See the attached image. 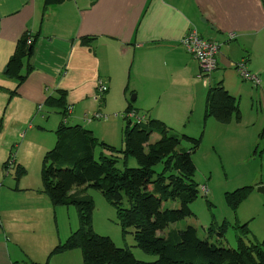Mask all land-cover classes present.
I'll list each match as a JSON object with an SVG mask.
<instances>
[{
  "label": "crops",
  "instance_id": "1",
  "mask_svg": "<svg viewBox=\"0 0 264 264\" xmlns=\"http://www.w3.org/2000/svg\"><path fill=\"white\" fill-rule=\"evenodd\" d=\"M43 6L44 0H0V86L16 85L17 81L5 74L6 65L20 36L30 32L36 38L30 60L34 69L16 96L24 98L33 108L44 107L48 95L64 88L68 90L69 113L73 119L92 123L99 120H92L98 112L109 117L98 106L107 100L105 93L113 88L118 57L124 62V73L131 77L133 70L136 78H142V115L161 118L172 127L175 125L172 123H183L186 127L192 122L202 96L205 106L207 87L218 80H223L227 87V72L213 81L211 74L208 79L202 78L204 81L198 78L199 63L181 42L191 29L220 43L216 70L235 69L234 62L246 59L250 71L264 75V64L249 67L258 49L264 50V0H66L49 5L46 10ZM84 35L95 36L91 45L82 44ZM99 81L108 87L103 94H98ZM7 88L0 90L8 91ZM211 118L204 120V126L195 123L194 131L202 135V140L212 143L210 148L215 152L235 127H230L231 123H213ZM109 121L106 127L112 123ZM77 124L81 123L77 121ZM119 129L123 130L120 123L115 131ZM98 135L115 143L108 140L107 131ZM120 136L124 147L123 132ZM207 187L209 194L208 184ZM42 189L11 188L12 194L25 190L24 199L31 201L12 202L8 208L21 212L39 207L37 201L49 206L51 200ZM77 250L55 254L61 256V264H81V253ZM53 255L50 264H58ZM16 261L20 260L9 255V264Z\"/></svg>",
  "mask_w": 264,
  "mask_h": 264
},
{
  "label": "trees",
  "instance_id": "2",
  "mask_svg": "<svg viewBox=\"0 0 264 264\" xmlns=\"http://www.w3.org/2000/svg\"><path fill=\"white\" fill-rule=\"evenodd\" d=\"M64 1L44 0L43 9ZM30 37L32 40L28 43ZM94 40L95 36L81 37L83 45H91ZM35 46L36 38L28 31L18 39L5 69V74L16 78L17 83L11 89L0 86L9 90L10 99L34 69L30 60ZM43 104L58 111L61 121L56 129V144L42 161V191L54 205H74L80 224L55 246L45 262L33 261V264H50L52 254L76 248L82 250L85 264H264V239H252L249 221L241 223L237 217L234 223L238 229L236 247L200 237L191 224L170 228L166 234L158 233L170 223L194 213L191 204L200 195L201 183L196 179L193 153L200 148L202 135L173 132L172 127L158 117L145 115L144 121L133 122L125 115V146L120 148L100 139L83 124L67 123L70 114L67 89H56V94L48 95ZM131 110L137 112L129 102L125 113ZM210 117L222 123L242 119L239 98L227 89L223 80L208 88L204 120ZM153 133L160 135L154 142L151 141ZM260 136H264V127ZM185 140L188 146L180 147ZM130 156H134L139 165L129 166ZM8 161L4 162L5 167ZM26 174L27 168L18 163L17 181ZM90 187L101 190L117 209L123 231L128 232L131 227L137 245L145 252L157 254V259H139L130 247H120L112 237L93 230L95 200L87 192ZM253 189V185H245L226 192L227 202L236 215ZM229 223L231 221L225 218L218 225L220 236L225 235ZM211 229L217 228L211 226Z\"/></svg>",
  "mask_w": 264,
  "mask_h": 264
},
{
  "label": "rangeland",
  "instance_id": "3",
  "mask_svg": "<svg viewBox=\"0 0 264 264\" xmlns=\"http://www.w3.org/2000/svg\"><path fill=\"white\" fill-rule=\"evenodd\" d=\"M262 64H264V50L258 49L249 67ZM117 65L113 88L105 93L104 98L107 100L105 102L102 100L103 104L100 103L101 106H98L109 114L108 119L94 120L91 123L84 119L81 121L73 119L72 114H69L67 122L69 125H75L78 121L92 130L95 128L94 133L97 137L100 136L99 132L107 131L108 140L115 142L117 147H122L120 134L123 132L124 136L127 125V119L124 118L125 110L129 102H132L139 115H142V78H136L133 70L131 77L128 73H124V62L119 61L118 57ZM225 72H227V87L239 98L242 119L240 121L234 119L230 122L232 124L230 127H235V130L219 143L218 149H214L215 152L210 148L212 143H208L203 138L202 146L196 150L197 152L195 151L196 154L194 152V161L197 165L196 179L201 185H209V194L201 190L199 197L191 204L194 213L170 223L165 230L158 233L166 234L170 228H184L191 224L197 228L200 237H209L214 242L236 247L238 244L236 237L238 229L234 225L236 217L242 219L239 220L241 223L249 221L252 239H264V192L258 190L261 183H264V136H260L264 127V75L260 76L261 84L256 85L244 79L236 69H218L211 73L212 81L221 78L218 76ZM200 74L199 66L197 76L204 81ZM14 79L17 81L16 78ZM207 90L208 87L205 89L206 95ZM8 91L0 90V264H9V255L14 260H20L22 264L26 262L33 264L31 259L45 262L51 249L78 228L80 219L77 208L74 205H54L52 202L47 206L40 201H37L39 207L23 209L21 212L8 207L12 202L31 201L24 199L25 190L12 194L11 188L15 186L22 189L43 188L42 161L45 153L56 144V129L61 121V115L55 109L46 106L36 105L33 108L24 98L16 96L17 94L10 99ZM204 110L202 96L199 107L193 113L192 122L187 123L186 127L182 126L183 123H172L177 124V127L171 126L173 132L179 134L192 132L199 136V133L194 131V126L195 123L204 126ZM133 113L134 111L130 115ZM211 119L213 123H220L214 118ZM109 120H112V123L106 127L105 124L109 123ZM132 120L137 121L133 118ZM118 123L123 125L122 131L120 129L115 131ZM159 138L158 133H153L151 141L154 142ZM182 146H188V141H183L180 147ZM8 159L5 167L4 162ZM18 163L23 164L28 170L19 182L15 178ZM128 165L137 166L139 163L134 156H130ZM245 185H253L254 189L241 204L236 215L225 195L226 192ZM87 192L95 200L92 223L95 232L112 237L120 247H130L139 259L154 261L158 258L157 254L145 252L137 245L134 234L130 232L131 227L128 228V232L123 231L118 223L117 209L106 200L100 189L90 187ZM225 218L231 223L228 224L225 235L220 236L217 231L218 225ZM72 226L73 231H71ZM211 226L217 229L213 230ZM77 249L81 253L79 254L80 261L82 258L81 264H85L82 250ZM52 257L61 264L59 254H54Z\"/></svg>",
  "mask_w": 264,
  "mask_h": 264
},
{
  "label": "built area",
  "instance_id": "4",
  "mask_svg": "<svg viewBox=\"0 0 264 264\" xmlns=\"http://www.w3.org/2000/svg\"><path fill=\"white\" fill-rule=\"evenodd\" d=\"M233 37V35H231ZM31 41L29 39L28 43ZM183 46L186 50L198 61L201 68L200 77L203 79H208L209 75L218 68L219 63V53H220V43L215 40L207 39L199 34L196 29H191L181 40ZM235 69L240 73V75L253 82L256 85L261 84L262 80L259 74L252 73L247 67V60L242 59L238 62L233 63ZM98 94H103L108 89L104 81H99L97 84ZM133 112V111H131ZM130 112V113H131ZM127 113V115L132 119L137 121H144L146 116L139 115L134 111L132 115ZM93 119H108V115L98 112L93 117ZM200 189L208 194V187L206 184H202ZM20 264V263H19Z\"/></svg>",
  "mask_w": 264,
  "mask_h": 264
},
{
  "label": "water",
  "instance_id": "5",
  "mask_svg": "<svg viewBox=\"0 0 264 264\" xmlns=\"http://www.w3.org/2000/svg\"><path fill=\"white\" fill-rule=\"evenodd\" d=\"M258 190L261 191V192H264V184L260 185Z\"/></svg>",
  "mask_w": 264,
  "mask_h": 264
}]
</instances>
